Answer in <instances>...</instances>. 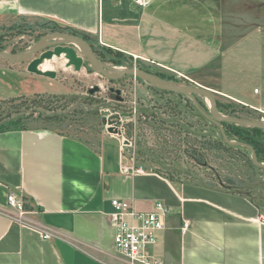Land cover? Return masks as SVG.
I'll return each mask as SVG.
<instances>
[{"label":"crops","instance_id":"0c3cea01","mask_svg":"<svg viewBox=\"0 0 264 264\" xmlns=\"http://www.w3.org/2000/svg\"><path fill=\"white\" fill-rule=\"evenodd\" d=\"M140 1L0 0V28L19 19L43 21L147 61L126 42L177 49V32L188 31L186 6ZM105 151L48 130L0 133V264H126L104 240L105 231L113 237L112 200L138 212L152 211L155 202L170 209L149 248L161 264H264V216L249 195L152 170L124 175L120 160ZM11 191L28 207L23 221L7 205Z\"/></svg>","mask_w":264,"mask_h":264},{"label":"rangeland","instance_id":"374dc122","mask_svg":"<svg viewBox=\"0 0 264 264\" xmlns=\"http://www.w3.org/2000/svg\"><path fill=\"white\" fill-rule=\"evenodd\" d=\"M177 4L186 6L187 14L183 13L189 23L188 31L175 33L179 36L177 49L159 52L153 48L154 40L144 47L137 46V40L126 42L147 61L102 52L91 42L96 57L117 69L135 67L164 77L171 72L177 81L212 91L221 115L264 120V0H177ZM59 29L47 22L19 19L0 28V51L21 53ZM115 37L122 41L123 35L116 33ZM83 62V68L75 72L66 67L64 57L53 58L50 64L56 78L48 79L29 74L28 61H0V124L20 118L17 129L48 128L95 149L105 146L113 161L119 160L122 142L124 163L132 159L143 171L214 186L219 179L222 186L249 195L264 216V170L252 164L250 152L224 144L218 128L190 100L153 89L131 76L116 83L108 81L90 73L85 59ZM94 86L100 91L90 96L88 90ZM110 87L122 90L123 104L114 101ZM196 101L207 113L208 101L203 97ZM109 109L113 114H126L116 125L121 136L108 134L102 124L100 113ZM223 129L231 142L247 139L264 144L262 130L255 136L252 129L232 124ZM128 143L129 148L125 147ZM104 240L112 242L110 231L104 232Z\"/></svg>","mask_w":264,"mask_h":264},{"label":"water","instance_id":"95a60500","mask_svg":"<svg viewBox=\"0 0 264 264\" xmlns=\"http://www.w3.org/2000/svg\"><path fill=\"white\" fill-rule=\"evenodd\" d=\"M63 45L65 47H63ZM76 49L80 52L81 56L77 55ZM39 52H41L39 56L33 58V56L35 54H38ZM61 57H64V60L66 61V67H72L75 72H78L81 70V68H83V60L85 59V61L89 65L90 73L99 75L108 81L115 82L126 76H131L140 80L141 82L146 83L153 89L175 93L189 99L192 102L194 108L199 112V114H201L207 121L218 128L220 137L222 138L224 144L230 147H241L247 149L250 152L252 164L264 170V164L257 161L253 148L241 142L229 141L221 125L232 124L240 128L258 129L264 131V120H242L221 115L217 110V103L214 93L208 89L196 87L186 82H173L164 80L156 75L135 67L117 69L115 67L108 66L96 57L90 43L83 36H80L76 33H52L46 35L21 53L13 54L0 51L1 62L21 63L24 61H28L26 71L29 74L45 77L48 79H55L56 72H43L39 69V67L45 60L51 61L53 58L59 59ZM99 91L100 88L98 86H94L88 90V94L90 96H93ZM108 92L115 95L114 101L116 103L123 102L121 91L119 89L110 87L108 88ZM196 97H203L208 101L209 106L207 113H205L199 107L196 101ZM100 115L102 124L106 128L107 133L114 136H121V132L116 128V125L121 121V118L124 115L113 114V111L111 109L102 111ZM217 180L219 182V185L222 186L221 181H219V179Z\"/></svg>","mask_w":264,"mask_h":264},{"label":"built area","instance_id":"2783aa9c","mask_svg":"<svg viewBox=\"0 0 264 264\" xmlns=\"http://www.w3.org/2000/svg\"><path fill=\"white\" fill-rule=\"evenodd\" d=\"M135 6H141L140 0H133ZM130 147V143L128 146ZM124 145L121 142L119 153V171L124 175H135L143 172L130 159V163L122 161ZM7 205L16 211L19 221H23L27 212L24 202L15 192L7 195ZM114 212L108 215L109 224L113 230L112 244L114 250L125 260L126 264H161L159 259L149 253V248L156 245L159 233L165 227V221L170 209L162 202H155L150 212H138L132 204L123 200L110 202ZM45 239L50 235L46 234Z\"/></svg>","mask_w":264,"mask_h":264},{"label":"trees","instance_id":"16d2710c","mask_svg":"<svg viewBox=\"0 0 264 264\" xmlns=\"http://www.w3.org/2000/svg\"><path fill=\"white\" fill-rule=\"evenodd\" d=\"M101 51L102 52L103 51H107L108 53H114V54H117V55H123V54H121L119 52L112 51V50L106 49V48H101ZM158 76H160V78H163V79H167L168 78V80H172V81L177 80V78L174 75H172L170 77H166V76L164 77L163 74H160ZM29 118H30L29 116L25 117V119H29ZM19 120H20V118H16L15 120H10V121H8L6 123L0 124V133H6V132H10V131H24V130H27L26 128L17 129L15 127L19 123ZM221 125L223 127V125L225 126L226 124H221ZM42 130L50 131V129H48V128H45V129H42ZM251 131L253 132V135H255V136H260L263 133L261 130H258V129H252ZM241 143H244V144L249 145L250 147H252L254 149V151H255L257 160L260 161V162H264V144L263 143H261L259 141L258 142H252V141H249L247 139H244ZM238 148H241V147H238ZM242 149L247 151V149H245V148H242ZM24 210L25 211H29L28 207L25 204H24Z\"/></svg>","mask_w":264,"mask_h":264},{"label":"flooded vegetation","instance_id":"af4514ba","mask_svg":"<svg viewBox=\"0 0 264 264\" xmlns=\"http://www.w3.org/2000/svg\"><path fill=\"white\" fill-rule=\"evenodd\" d=\"M52 33H67V34H72V33H74V32H71V31H67V30H64L63 29V31L62 30H53L52 32H50V33H48V34H45V35H43L42 37H44V36H46V35H49V34H52ZM63 47H65L64 45H63ZM70 47H72V46H70ZM49 49H51V48H49ZM45 50H48V49H45ZM78 50L76 49V52H77ZM42 52V51H41ZM41 52H39L38 54H37V56L41 53ZM79 52V51H78ZM78 52H77V55H78ZM80 53V52H79ZM80 56V55H79ZM144 71H147V72H149V73H151V74H153V75H156V74H154V73H156V72H151V71H149V70H146V69H144ZM162 74V73H161ZM159 74H157L156 76H158ZM170 76H172V74H171V72H170V74H168V76H166V77H170ZM159 78H160V76H158ZM161 79H163V78H161ZM164 80H168V78L167 79H164ZM168 81H172V80H168ZM116 82H118V81H116ZM115 82V83H116ZM173 82H177V80H175V81H173ZM120 90V89H119ZM121 91V97H122V90H120ZM111 95H112V97H113V99H115V95L114 94H112V93H110ZM123 98V97H122ZM187 99V98H186ZM189 100V99H188ZM124 103V101L122 102V103H120V104H123ZM117 114V113H116ZM118 114H123L124 116L121 118V120L123 119V118H125L126 117V114H124V112L122 111V112H120V113H118ZM119 123V122H118ZM117 123V124H118ZM248 151V150H247ZM249 152V151H248ZM256 155V154H255Z\"/></svg>","mask_w":264,"mask_h":264},{"label":"bare ground","instance_id":"6f19581e","mask_svg":"<svg viewBox=\"0 0 264 264\" xmlns=\"http://www.w3.org/2000/svg\"><path fill=\"white\" fill-rule=\"evenodd\" d=\"M39 69L43 72H46V71H52V66L50 64V61H44L43 64L39 67Z\"/></svg>","mask_w":264,"mask_h":264}]
</instances>
